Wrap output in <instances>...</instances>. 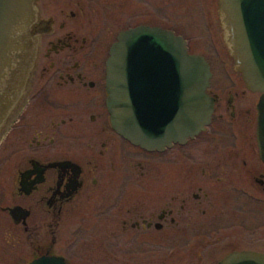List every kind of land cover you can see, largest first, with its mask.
Returning a JSON list of instances; mask_svg holds the SVG:
<instances>
[{
	"label": "flooded vegetation",
	"instance_id": "obj_1",
	"mask_svg": "<svg viewBox=\"0 0 264 264\" xmlns=\"http://www.w3.org/2000/svg\"><path fill=\"white\" fill-rule=\"evenodd\" d=\"M33 5V64L0 122V264H15L16 245L29 258L20 264L43 256L70 264L59 246L95 232L108 249L117 236L171 232L193 264L207 249L220 254L214 264L234 251L264 249L262 94L234 70L218 0ZM137 27L173 33L211 73L208 124L163 151L119 135L107 108L111 45Z\"/></svg>",
	"mask_w": 264,
	"mask_h": 264
},
{
	"label": "water",
	"instance_id": "obj_2",
	"mask_svg": "<svg viewBox=\"0 0 264 264\" xmlns=\"http://www.w3.org/2000/svg\"><path fill=\"white\" fill-rule=\"evenodd\" d=\"M218 7L234 70L249 89L262 94L258 108L264 122V0H218ZM35 13L33 0H0V122L33 64ZM210 77L205 59L189 54L173 33L148 27L122 32L106 61L112 128L148 151L182 142L209 122L212 100L205 89ZM28 264L67 263L43 256ZM217 264H264V254L234 251Z\"/></svg>",
	"mask_w": 264,
	"mask_h": 264
},
{
	"label": "rangeland",
	"instance_id": "obj_3",
	"mask_svg": "<svg viewBox=\"0 0 264 264\" xmlns=\"http://www.w3.org/2000/svg\"><path fill=\"white\" fill-rule=\"evenodd\" d=\"M194 44L192 45V48ZM111 214L109 217H111ZM112 218V217H111ZM111 219H108L110 221ZM107 220L99 221L102 226ZM104 233H80L72 244L63 243L58 250L70 261V264H103V253L106 251L107 262L105 264H193L197 258L189 256L190 249L183 243L178 235L170 232H157V234L122 235L110 249L105 248L103 242ZM114 237V238H115ZM123 239L128 240L124 243ZM65 243V244H64ZM27 250L15 246V264L29 259L25 256ZM248 251L264 253L263 248L250 247ZM218 250L207 249L202 252V264H214L220 257ZM101 262V263H99ZM22 264V263H21Z\"/></svg>",
	"mask_w": 264,
	"mask_h": 264
}]
</instances>
